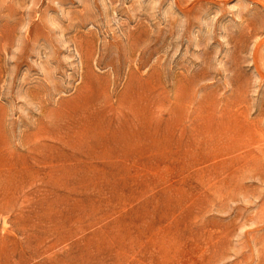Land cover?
I'll return each mask as SVG.
<instances>
[{"label": "rangeland", "instance_id": "374dc122", "mask_svg": "<svg viewBox=\"0 0 264 264\" xmlns=\"http://www.w3.org/2000/svg\"><path fill=\"white\" fill-rule=\"evenodd\" d=\"M0 264H264V0H0Z\"/></svg>", "mask_w": 264, "mask_h": 264}]
</instances>
